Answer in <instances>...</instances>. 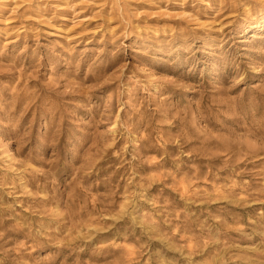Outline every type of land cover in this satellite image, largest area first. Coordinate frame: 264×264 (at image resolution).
<instances>
[{
    "label": "rangeland",
    "instance_id": "obj_1",
    "mask_svg": "<svg viewBox=\"0 0 264 264\" xmlns=\"http://www.w3.org/2000/svg\"><path fill=\"white\" fill-rule=\"evenodd\" d=\"M0 264H264V0H0Z\"/></svg>",
    "mask_w": 264,
    "mask_h": 264
}]
</instances>
